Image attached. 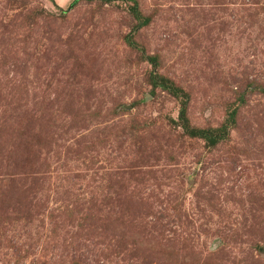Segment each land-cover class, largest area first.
Wrapping results in <instances>:
<instances>
[{"label":"rangeland","instance_id":"rangeland-1","mask_svg":"<svg viewBox=\"0 0 264 264\" xmlns=\"http://www.w3.org/2000/svg\"><path fill=\"white\" fill-rule=\"evenodd\" d=\"M0 264H264V0H0Z\"/></svg>","mask_w":264,"mask_h":264},{"label":"crops","instance_id":"crops-1","mask_svg":"<svg viewBox=\"0 0 264 264\" xmlns=\"http://www.w3.org/2000/svg\"><path fill=\"white\" fill-rule=\"evenodd\" d=\"M56 3V2H55ZM58 6H60V4L56 3Z\"/></svg>","mask_w":264,"mask_h":264},{"label":"trees","instance_id":"trees-1","mask_svg":"<svg viewBox=\"0 0 264 264\" xmlns=\"http://www.w3.org/2000/svg\"><path fill=\"white\" fill-rule=\"evenodd\" d=\"M69 6H70V5H69ZM69 6H68V7H69Z\"/></svg>","mask_w":264,"mask_h":264}]
</instances>
